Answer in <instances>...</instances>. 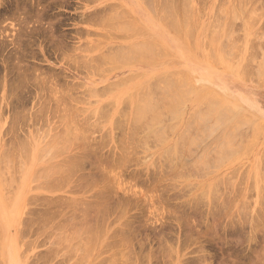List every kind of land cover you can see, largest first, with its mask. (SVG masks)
<instances>
[{
	"label": "rangeland",
	"instance_id": "374dc122",
	"mask_svg": "<svg viewBox=\"0 0 264 264\" xmlns=\"http://www.w3.org/2000/svg\"><path fill=\"white\" fill-rule=\"evenodd\" d=\"M0 15V264H264V0H0ZM12 61L80 101L13 117ZM71 150L75 178L49 177Z\"/></svg>",
	"mask_w": 264,
	"mask_h": 264
},
{
	"label": "bare ground",
	"instance_id": "6f19581e",
	"mask_svg": "<svg viewBox=\"0 0 264 264\" xmlns=\"http://www.w3.org/2000/svg\"><path fill=\"white\" fill-rule=\"evenodd\" d=\"M11 1H12V0H11ZM19 1H20V0H19ZM34 1H35V0H34ZM44 1H45V0H44ZM24 2H25V1H24ZM26 2H27V1H26ZM21 3H23V1H22ZM32 3H33V2H32ZM19 4H20V3H19ZM19 4H18V5H19ZM24 4H25V3H24ZM34 4H35V3H34ZM15 5H16V4H15ZM20 5H21V4H20ZM26 5H27V4H26ZM151 5H152V4H151ZM5 6H6V5H5ZM29 6H30V4H29ZM49 6H50V5H49ZM113 6H114V5H113ZM14 7H15V6H14ZM10 8H11V7H10ZM16 8H17V6H16ZM18 8H19V7H18ZM24 8H26V7L24 6V7H23V10H24ZM32 8H34V7H32ZM111 8H112V7H111ZM20 9H21V8H20ZM26 9H27V8H26ZM29 9H30V8H29ZM47 9H48V8H47ZM52 9H53V8H52ZM4 10H5V9H4ZM17 10H19V9H17ZM27 10H28V9H27ZM43 10H44V9H43ZM45 10H46V9H45ZM96 10H97V9H96ZM105 10H106V9H105ZM5 11H6V10H5ZM12 11H15V10H12ZM30 11H31V10H30ZM30 11H29V12H30ZM34 11H35V10H34ZM40 11H41V10H40ZM25 12H26V10H25ZM38 12H39V11H38ZM47 12H48V11H47ZM96 12H97V11H96ZM96 12H95V13H96ZM99 12H100V11H99ZM159 12H160V11H159ZM165 12H166V11H165ZM3 13H4V12H3ZM3 13L1 12V14H3ZM10 13H11V11H10ZM17 13H18V12H16L15 15H17ZM20 13H22V12L20 11ZM40 13H41V12H40ZM5 14H6V13H5ZM8 14H9V13H8ZM11 14H12V13H11ZM11 14H10V15H11ZM26 14H27V13H26ZM30 14L32 15V13H30ZM44 14H45V13H44ZM107 14H108V13H107ZM117 14H118V13H117ZM123 14H124V12H123ZM182 14H183V13H182ZM13 15H14V13H13ZM15 15H14V16H15ZM18 15H19V14H18ZM18 15H17V16H18ZM21 15H22V14H21ZM28 15H29V13H28ZM33 15L36 16L37 14H36V15L33 14ZM39 15H40V14H39ZM51 15H52V14H51ZM59 15H60V14H59ZM59 15H58V16H59ZM96 15H98V14H96ZM110 15H111V14H110ZM131 15H132V14H131ZM162 15H163V14H162ZM0 16H1V15H0ZM6 16H8V15L6 14ZM17 16H16V17H17ZM41 16H42V14H41ZM41 16H39V18H41ZM45 16H49V14H48V15H45ZM103 16H104V15H103ZM113 16H114V15H113ZM113 16H112V17H113ZM116 16H118V15H116ZM122 16H123V15H122ZM253 16H254V15H253ZM24 17H25V14H24ZM24 17H23V20H24V23H25L26 20H27V17H25V18H24ZM43 17H44V16H43ZM110 17H111V16H110ZM112 17H111V18H112ZM119 17H120V16H119ZM119 17H118V18H119ZM167 17H169V16H167ZM229 17H230V16H229ZM233 17H234V16H233ZM12 18H13V17H12ZM17 18H18V17H17ZM36 18H38V16H36ZM45 18H46V17H45ZM57 18H58V17H57ZM57 18H56V19H57ZM92 18H93V17H92ZM92 18H91V20H92ZM111 18H110V19H111ZM118 18H117V19H118ZM133 18H134V17H133ZM15 19H16V18H15ZM18 19H19V18H18ZM47 19H48V17H47ZM115 19H116V17L114 16V20H115ZM5 20H6V18H5ZM16 20H17V19H16ZM20 20H21V19H20ZM29 20H30V19H29ZM29 20H27L26 23H28ZM40 20H42V19H40ZM40 20H39V21H40ZM101 20H102V19H101ZM101 20H100V21H101ZM103 20H104V19H103ZM249 20H250V19H249ZM10 21H12V20H10ZM48 21H49V19H48ZM97 21H98V20H97ZM181 21H183V20H181ZM227 21H229V20H227ZM22 22H23V21H22ZM22 22H19V23H22ZM33 22H34V21H33ZM46 22H47V21H46ZM52 22H53V21H52ZM164 22H165V21H164ZM251 22H252V21H251ZM26 23H25V24H26ZM42 23H43V22H42ZM47 23H48V22H47ZM106 23H107V22H106ZM35 24H36V23H35ZM53 24H54V23H53ZM107 24H108V26H110V23H109V22H108ZM115 24H116V23H115ZM130 24H131V23H130ZM132 24H134V22H132ZM132 24H131V25H132ZM14 25H15V24H14ZM27 25H28V24H27ZM33 25H34V24H33ZM104 25H105V24H104ZM113 25H114V24H113ZM117 25H118V24H117ZM117 25H115V26H117ZM248 25H249V24H248ZM35 26H36V25H35ZM52 26H53V25H51V27H52ZM55 26H56V25H55ZM115 26H113V27H115ZM138 26H139V25H138ZM166 26H167V25H166ZM13 27H14V26H13ZM29 27H30V26H29ZM31 27H32V26H31ZM41 27H42V26H41ZM43 27H44V26H43ZM45 27H46V26H45ZM51 27H50V28H51ZM111 27H112V26H111ZM217 27H218V26H217ZM226 27H227V26H226ZM17 28H18V27H17ZM32 28H33V27H32ZM56 28H57V27H56ZM174 28H175V27H174ZM215 28H216V27H215ZM28 29H29V28H28ZM36 29H37V28H36ZM36 29H33V30H36ZM39 29H40V28H39ZM53 29H54V28H53ZM139 29H141V28H139ZM188 29H189V27H188ZM188 29H187V30H188ZM33 30H32V31H33ZM37 30H38V29H37ZM37 30H36V31H37ZM41 30H42V28H41ZM54 30H55V29H54ZM175 30H176V29H175ZM187 30H186V32H187ZM216 30H217V29H216ZM29 31H30V30H29ZM139 31H140V30H139ZM223 31H224V29H223ZM191 32H192V31H191ZM214 32H215V31H214ZM30 33H31V32H30ZM35 33H36V32H35ZM50 33L53 35V34H54V31H53V33H52V31H51ZM144 33H145V32H144ZM230 33H231V32H230ZM33 34H34V33H33ZM45 34H46V33H45ZM45 34H44V35H45ZM58 34H59V33H58ZM142 34H143V33H142ZM190 34H191V33H190ZM16 35H18V34L16 33ZM188 35H189V34H188ZM212 35H213V34H212ZM13 36H14V35H13ZM27 36H28V35H27ZM46 36H47V34H46ZM216 36H217V35H216ZM5 37H6V36H4V38H5ZM30 37H31V36H30ZM189 37H190V36H189ZM4 38H3V39H4ZM213 38H214V37H213ZM221 38H223V37H221ZM61 39H62V38H61ZM132 39H133V38H132ZM189 39H192V38H189ZM15 40H16V38H15ZM22 40H23V39H22ZM52 41H53V40H52ZM55 41H56V40H55ZM55 41H54V42H55ZM57 41H58V40H57ZM66 41H67V40H66ZM0 42H1V41H0ZM23 42H24V41H23ZM60 42H61V41H60ZM64 42H65V41H64ZM142 42H143V41H142ZM153 42H154V41H153ZM153 42H152V43H153ZM20 43H21V42H20ZM55 43H56V42H55ZM82 43H83V42H82ZM139 43H140V42H139ZM139 43H138V44H139ZM152 43L145 44L146 46L149 45L148 47H145L148 51H153V50H155V49H153V48H154V46L157 45V44L155 43V45L153 46V45H151ZM1 44H2V43H1ZM36 44H37V43H36ZM69 44H70V43H69ZM134 44H135V43H134ZM153 44H154V43H153ZM56 45H57V43H56ZM58 45H59V44H58ZM65 45H66V44H65ZM65 45H63V46H65ZM142 45H143V46L141 47V45L139 46V45L136 44V47H138V46L140 47V48H138L139 51H138V49L136 50V49H134V48L132 47V49H130V50L132 51V55H133V53H134L135 51H137V52H136L137 54L140 53L139 55L143 56V55H142L143 53H142V51H140V49L142 48V50H144V51H145L146 49L143 48L145 45H144V44H142ZM66 46H67V45H66ZM121 46H122V45H121ZM130 46H133V45H130ZM150 46H151V48H152V47H153V48L151 49ZM17 47H18V46H17ZM22 47H23V46H22ZM107 47H108V46H107ZM128 47H129V46H128ZM0 48H2V47H0ZM66 48H67V47H66ZM112 48H113V47H112ZM118 48H119V47H118ZM122 48H124V46H122ZM126 48H127V46L125 47V49H126ZM157 48H158V47H157ZM220 48H222L221 50H223V47L220 46ZM52 49H53V48H52ZM67 49H68V48H67ZM83 49H84V48H83ZM159 49H160V48H159ZM12 50H13V49H12ZM19 50H20V49H19ZM24 50H25V49H24ZM26 50H27V49H26ZM54 50H55V48H54ZM59 50H60V49H59ZM62 50H63V49H62ZM115 50H116V49H115ZM118 50H119V49H118ZM147 50H146V51H147ZM210 50H211V49H210ZM0 51H1V50H0ZM7 51H8V50H7ZM9 51H10V50H9ZM9 51H8V52H9ZM33 51H34V50H33ZM35 51H36V50H35ZM72 51H73V49H72ZM124 51H125V50H124ZM131 51H130V52H131ZM133 51H134V52H133ZM21 52H24V51H21ZM25 52H26V51H25ZM54 52H55V51H54ZM113 52H114V51H113ZM125 52H126V51H125ZM128 52H129V49H128ZM210 52H211V51H210ZM215 52H216V51H215ZM119 53H120V52H119ZM136 53H135V55H136ZM141 53H142V54H141ZM147 53H148V52H147ZM152 53H154V52H152ZM156 53H157V52H156ZM158 53H159V52H158ZM0 54H1V52H0ZM5 54H6V53H5ZM12 54H13V53H12ZM12 54H11V55H12ZM15 54H16V53H15ZM15 54H14V55H15ZM20 54H21V53H20ZM39 54H40V53H39ZM117 54H118V53H117ZM127 54H128V53H127ZM8 55H9V54H8ZM24 55H26V57H27V54L24 53ZM78 55H79V54H77V56H78ZM125 55H126V53H125ZM139 55H136L137 58H138V57L140 58ZM152 55H153V54H152ZM4 56H5V55H4ZM34 56H35V55H34ZM37 56H39V55H37ZM40 56H41V54H40ZM77 56H76V58H77ZM81 56H82V55H81ZM113 56H114V55H113ZM130 56H131V55H130ZM13 57H14V56H13ZM26 57H24V56H23V53H22L21 57H18V56H17L18 60H17L15 57H14V58L17 60V62H19L21 59H23V58L25 59ZM93 57H94V56H93ZM8 58H9V60H10V57H8ZM20 58H21V59H20ZM79 58H80V57H79ZM12 59H13V58H12V56H11V60H12ZM19 59H20V60H19ZM81 59H82V58H81ZM92 59H93V58H92ZM95 59H97V58H95ZM95 59H94V60H95ZM121 59H122V58H121ZM126 59H127V58H126ZM131 59H132V58H131ZM83 60H84V59H83ZM117 60H118V58H117ZM21 61H23V60H21ZM69 61H70V60H69ZM78 61H79V60H78ZM98 61H99V60H98ZM98 61H97V62H98ZM154 61H155V59H154ZM10 62H11V61H10ZM17 62H16V63H17ZM26 62H27V61H26ZM26 62H25V64H26ZM32 62H33V60H32ZM86 62H87V60H86ZM88 62H89V61H88ZM90 62H91V60H90ZM93 62H94V61H93ZM3 63H5V62H3ZM12 63H13V61H12ZM20 63H21V62H20ZM27 63H28V62H27ZM13 64H14V65H13L12 68H15V67H16V69H14V70H16V71L18 70V71H17V73H13V74H11L12 76L14 75V77H12L13 79L11 80V81H12V82H11L12 84H10V86H11V87H10L11 90H14V92L16 93V90H15L16 87H21V86L26 87V85H27V84L29 85V83L32 81V82L30 83V87H31V84L34 83V85H32V88H33V86H34V88H33V89H34V91H33L34 94H33L32 96H30V95L26 96L25 92H24L25 96L20 95V94H21L20 92H21V90H22L21 88H20V90L17 88L18 91H19V93H20V94H19L20 96H19V95H16V94H18V91H17L16 94H15L14 92L12 93L14 97H13L12 94H10V92H9L10 96H12V98H14L13 100L16 101L17 106H18V104H19L18 107H20V106H21L22 104H24V103L27 104V102H30L31 100H32L33 103L35 102L36 104H39V105L42 104V106H43L44 102H46V103L48 102L49 104H47V105L50 106V103H51L50 101H52L51 104H53V106H55L54 108H56L60 103L63 104V103H66V102H75V101L78 102V101H80V99H78V97H77V94H76L75 97L72 96V95L75 93L74 91H73V92H74L73 94H70V93H71V92L69 91L70 89H69V90H68V89H65L66 92H64V94H65V95H64L63 93L60 94V92H62V91H61V88H62V87H60V92H59V89H58L57 87H55V86L53 87V86H52L54 83H55L54 85L57 84L56 82L58 81V76H59V73H60L59 70H58V72H59V73H58V76L56 75V73H57V72H56V73H55L56 77H54V75H53V77H52L51 75L48 76V77H46V76L41 75L42 72H40V73L38 72V67H34V66H36V65L33 66V63H32V68L34 67L35 70L32 69V70H33L32 72H30V70H29V68H30V64L27 65V67H25L24 69H21V67L19 66V65H22V64H19V63H17L16 65H15V63H13ZM23 64H24V62H23ZM89 64H90V63H89ZM121 64H122V63H121ZM0 65H1V64H0ZM37 65H38V64H37ZM42 65H43V64H42ZM87 65H88V64H87ZM92 65H94V64H92ZM114 65H115V64H114ZM116 65H117V64H116ZM5 66H6V63H5ZM7 66H8V65H7ZM22 66H23V65H22ZM39 66H40V65H39ZM81 66H82V65H81ZM89 66H91V65H89ZM112 66H113V65H112ZM1 67H2V66H1ZM44 67H45V66H44ZM47 67H48V65H47ZM5 68H6V67H5ZM22 68H23V67H22ZM52 68H53V67H52ZM85 68H86V66H85ZM91 68H92V67H91ZM8 69H9V68H7V70H8ZM39 69H40V68H39ZM48 69H49V68H48ZM81 69H82V68H81ZM36 70H37V71H36ZM54 70H55V69H54ZM89 70H90V69H89ZM124 70H125V69H124ZM260 70H261V68H260ZM16 71H15V72H16ZM52 71H53V70H52ZM52 71H51V72H52ZM79 71H80V69H79ZM87 71H88V70H87ZM90 71H91V70H90ZM34 72H37V73L35 74ZM260 72H261V71H260ZM11 73H12V72H11ZM45 73H46V71H45ZM53 73H54V72H53ZM88 73H89V72H88ZM5 74H7V73H5ZM9 74H10V72L8 71V74H7V75H9ZM43 74H44V72H43ZM47 74H48V73H47ZM164 74L166 75V73H164ZM169 74H170V73H169ZM0 75H1V74H0ZM90 75H91V74H90ZM130 76H131V75H130ZM166 76H167V75H166ZM9 77H10V76H9ZM61 77H62V76H61ZM63 77H65V76H63ZM63 77H62V80L65 79V78H63ZM119 78H121V77H119ZM123 78H124V77H123ZM134 78H135V77H134ZM30 79H31V80H30ZM161 79H163V78H161ZM119 80H120V79H119ZM119 80H118V81H119ZM126 80H127V79H126ZM164 80H165V79H164ZM29 81H30V82H29ZM33 81H34V82H33ZM118 81H116V82H118ZM120 81H121V80H120ZM28 82H29V83H28ZM62 82H63V81H62ZM51 83H52V85H49V84H51ZM65 83H66V82H65ZM65 83H64V84H65ZM110 83H111V82H110ZM110 83H109V84H110ZM112 83H113V82H112ZM119 83H120V82H118L117 85H118ZM148 83H149V82H148ZM169 83H170V82H169ZM189 83H190V82H189ZM14 84L16 85V87L14 86ZM58 84H59V83H58ZM64 84H63V85H64ZM81 84H82V82H81ZM81 84H80V85H81ZM107 84H108V83H107ZM149 84H150V83H149ZM162 84H163V83H162ZM164 84H165L166 86L168 85V84H166V83H164ZM190 84H191V83H190ZM66 85H67V84H66ZM68 85H69V84H68ZM72 85H74V84H72ZM75 85H76V84H75ZM104 85H106V84H104ZM104 85H103V86H104ZM110 85H111V84H110ZM119 85H120V84H119ZM142 85H143V84H142ZM152 85H153V84H152ZM159 85H160V84H159ZM172 85H173V84H171V85H169V86H172ZM46 86H48V88H47L48 90L51 88L50 92H48V90L46 89ZM60 86H61V85H60ZM113 86H114V85H113ZM163 86H164V85H163ZM169 86H168V87H169ZM189 86H190V85H189ZM189 86H188V87H189ZM13 87H14V89H12ZM23 87H22V88H23ZM27 87H28V86H27ZM49 87H50V88H49ZM70 87H71V86H70ZM70 87H69V88H70ZM105 87H106V86H105ZM140 87H141V86H140ZM158 87H159V86H158ZM176 87H177V86H176ZM52 88H53V91H52ZM64 88H65V86H64ZM76 88H77V87H76ZM85 88H86V87H85ZM100 88L102 89V87H100ZM7 89H8V88H7ZM25 89H26V88H25ZM33 89H32V90H33ZM45 89H46V92L43 91V93H42V90H45ZM72 89H74V88L72 87ZM86 89H87V88H86ZM89 89H90V88H89ZM98 89H99V88H98ZM106 89H108V88H106ZM155 89H156V88H155ZM166 89H168V88H166ZM27 90H28V88H27ZM27 90H24V91H26V93H27V92H28ZM62 90H63V89H62ZM65 90H63V91H65ZM92 90H93V89H92ZM144 90H145V89H144ZM171 90H172V89H171ZM184 90H185V89H184ZM67 91H69V93H68ZM96 91H97V89H96ZM104 91H106V90H104ZM108 91H109V90H108ZM108 91H107V92H108ZM22 92H23V91H22ZM30 92H32V91H30ZM47 92H48V94H47ZM84 92H85V90H84ZM88 92H89V90H88ZM88 92H87V93H88ZM90 92H91V89H90ZM188 92H189V91H188ZM28 93H29V92H28ZM28 93H27V94H28ZM44 93H45L46 95H48V96L45 97V96H44ZM57 93H58V95H57ZM144 93H145V92H144ZM185 93H186V92H185ZM66 94H67V95H66ZM84 94H85V93H84ZM84 94H83V95H84ZM99 94H100V93H99ZM152 94H154V93H152ZM169 94H170V93H169ZM186 94H187V93H186ZM86 95H87V94H86ZM88 95H89V94H88ZM94 95H95V94H94ZM158 95H159V94H158ZM162 95H163V94H162ZM162 95H160V96H162ZM175 95H176V94H175ZM65 96H66V97H65ZM43 97H44V98H43ZM79 97H80V96H79ZM152 97H153V96H152ZM163 97H164V96H163ZM163 97H162V98H163ZM166 97H168V96H166ZM177 97H178V96H177ZM42 98L45 99L44 102H42V101H43ZM131 98H132V97H131ZM168 98H170V97H168ZM9 99H11V97H10ZM174 99H175V98H174ZM41 100H42V101H41ZM169 100H170V99H169ZM208 100H209V99H208ZM6 101H7V100H6ZM149 101H150V99H149ZM154 101H155V100H154ZM154 101H152V102L154 103ZM209 101H211V100H209ZM13 102H14V101L11 100L10 103L12 104ZM39 102H40V103H39ZM41 102H42V103H41ZM95 102H96V101H95ZM145 102H146V101H145ZM147 102H148V101H147ZM156 102H157V101H156ZM7 103H8V101H7ZM10 103H9V104H10ZM139 103H140V102H139ZM148 103H150V102H148ZM176 103L178 104V102H176ZM26 104L22 105V108L20 107V108H21L20 111H18L19 109H18L17 111H15V114H13V117H15V118H18V117H19V118H20V115H22V117H24V116L27 117V116L24 115V114H26V112H27L28 110H26V112H25V111H22V110H23V106L25 107ZM67 104H69V103H67ZM137 104H138V103H137ZM146 104H147V103H146ZM155 104H156V103H155ZM207 104H208V103H207ZM13 105H14V103L12 104V106H13ZM29 105H30V104H29ZM39 105H38V106H39ZM144 105H145V104H144ZM144 105H143V106H144ZM153 105H154V104H153ZM165 105H166V104H165ZM168 105H169V104H168ZM208 105H209V104H208ZM17 106H16V107H17ZM40 106H41V105H40ZM45 106H46V104H45ZM45 106H43V107H45ZM49 106H46V107L48 108ZM53 106H50V107L52 108ZM141 106H142V103H141ZM143 106H142V107H143ZM148 106H149V104H148ZM209 106H210V105H209ZM10 107H11V106H10ZM13 107H15V105H14ZM13 107H12V109H14ZM16 107H15V109H16ZM43 107H42V108H43ZM46 107H45V108H46ZM146 107H147V106H146ZM150 107L152 108V106H150ZM150 107H149L148 109H150ZM158 107H160V106H158ZM164 107H166V106H164ZM172 107H173V106H172ZM213 107H214V106H213ZM45 108H43V109H45ZM47 108H46L45 110H49V109H47ZM153 108H154V107H153ZM160 108H161V107H160ZM207 108H208V107H207ZM43 109H42V110H43ZM52 109H53V108H52ZM137 109H138V108H137ZM141 109L143 110V108H141ZM148 109H147V110H148ZM210 109H211V108H210ZM213 109H214V108H213ZM150 110H152V109H150ZM150 110H149V111H150ZM161 110H162V109H161ZM198 110H199V109H198ZM205 110H206V109H205ZM219 110H220V109L218 108V113H219V112L221 113V111H219ZM134 111H135V110H134ZM165 111H166V110H165ZM199 111H200V110H199ZM202 111H203V110H202ZM202 111H200V112H202ZM211 111H212V110H211ZM13 112H14V111H13ZM39 112H40V113L42 112L41 109H40ZM49 112H50V111H49ZM136 112H138V110H137ZM145 112H146V111H145ZM163 112H164V111H163ZM192 112H193V111H192ZM192 112H191V113H192ZM197 112H198V111H197ZM44 113H46V111L43 112V114H44ZM138 113H139V112H138ZM158 113H159V112H158ZM195 113H196V111H195ZM27 114H28V112H27ZM32 114H33V113H29V117H30V116H31V117H32V116H35L36 113H35L34 115H32ZM38 114H39V113H38ZM134 114H135V115H138V116L141 115L140 113H139V114H136L135 112H134ZM156 114H157V113H156ZM161 114H162V113H160V115H161ZM198 114H199V113H198ZM198 114H197V115H198ZM223 114H224V113H223ZM223 114L221 113V115H223ZM14 115H15V116H14ZM39 115H40V114H39ZM131 115H132V113H131ZM153 115H154V114H152V119H153ZM197 115H196V116H197ZM202 115H203V114H202ZM207 115H208V114H207ZM36 116H37V114H36ZM40 116H41V115H40ZM43 116H44V115H43ZM67 116L71 117L70 115H67ZM192 116H193V115H192ZM209 116H210V115H209ZM236 116H237V115H236ZM37 117H39V116H37ZM134 117H136V116H133V118H134ZM147 117H148V116H147ZM154 117H159V116H154ZM165 117H166V116H165ZM205 117H206V116H205ZM234 117H235V116H234ZM15 118H14V119H15ZM32 118H33V117H32ZM125 118H126V117H125ZM133 118H132V120H134ZM140 118H141V116H140ZM169 118H170V116H169ZM194 118H195V117H194ZM194 118H193V119H194ZM207 118H208V117H207ZM210 118H211V117H210ZM214 118H216V115H215ZM116 120H117V119H116ZM135 120H137V118H135ZM135 120H134V122H135ZM140 120H141V119H140ZM145 120H146V119H145ZM147 120H148V119H147ZM153 120H154V119H153ZM165 120H166V119H165ZM190 120H191V119H190ZM217 120H218V119H217ZM117 121H118V120H117ZM142 121H143V120H142ZM158 121H159V120H158ZM187 121H188V120H187ZM193 121H194V120H193ZM215 121H216V120H214V122H215ZM130 122H132V121L130 120ZM148 122H149V121H148ZM150 122L152 123V122H154V121L151 120ZM188 122H190V121H188ZM121 123H122V122H121ZM135 123H136V122H135ZM140 123H141V122H140ZM203 123H204V122H203ZM203 123H202V124H203ZM257 123H258V122H257ZM117 124H119V123L117 122ZM147 124H148V123H147ZM149 125H150V124H149ZM154 125H156V124H154ZM168 125H169V124H168ZM168 125H167V126H168ZM185 125H186V124H185ZM194 125H195V124H194ZM123 126H124V125H123ZM162 126H163V124H162ZM235 126H236V125H235ZM259 126H260V123H259ZM259 126H258V129H259ZM117 127H118V126H117ZM119 127H120V126H119ZM164 127H165V126H164ZM133 128H134V127H133ZM141 128H142V127H141ZM145 128H146V127H145ZM162 128H163V127H162ZM121 129H122V128H121ZM130 129H131V128H130ZM143 129H144V128H143ZM165 129H166V128H165ZM169 129H170V128H169ZM159 130H160V129H159ZM187 130H188V129H187ZM128 131H129V130H128ZM132 131H133V130H132ZM139 131H140V130H139ZM167 131H168V130H167ZM7 132H8V131H7ZM153 132H154V131H153ZM160 132H161V131H160ZM184 132H185V131H184ZM218 132H219V131H218ZM124 133H125V132H124ZM139 133H140V132H139ZM156 133H157V132H156ZM164 133H165V132H164ZM210 133H211V131H210ZM210 133H209V134H210ZM6 134H7V133H6ZM13 134H14V133H13ZM134 134H135V133H134ZM136 134H137V133H136ZM205 134H206V133H205ZM209 134H208V135H209ZM218 134H219V133H218ZM160 135H161V134H160ZM181 135H184V133L181 134ZM202 135H203V134H202ZM124 136H125V135H124ZM151 136H153V133H152ZM217 136H218V135H217ZM127 137H128V136H127ZM127 137H126V138H127ZM156 137H157V136H156ZM189 137H190V136H189ZM193 137H194V136H193ZM193 137H192V138H193ZM200 137H201V136H200ZM204 137H205V136H204ZM109 138H110V137H109ZM145 138H146V137H145ZM159 138H160V137H159ZM194 138H195V137H194ZM194 138H193V139H194ZM63 139H64V138H63ZM66 139H68V138L66 137ZM85 139H86V138H85ZM139 139H140V138H139ZM141 139H142V138H141ZM146 139H147V138H146ZM181 139H182V138H181ZM181 139H180V140H181ZM187 139H188V137H187ZM72 140H73V139H72ZM99 140H100V139H99ZM125 140H126V139H125ZM162 140H163V139H162ZM197 140H198V139H197ZM200 140H201V139H200ZM66 141L68 142V140H66ZM93 141H94V140H93ZM105 141H106V140H105ZM144 141H145V140H144ZM185 141H186V139H185ZM185 141H183V142H185ZM55 142H56V141H55ZM161 142H162V141H161ZM68 143H69V142H68ZM102 143H103V142H102ZM126 143H127V142H126ZM61 144H62V143H61ZM65 144H66V143H65ZM70 144H71V143H70ZM103 144H104V143H103ZM12 145H13V144H12ZM68 145H69V144H68ZM100 145H101V144H100ZM185 145H186V144H185ZM189 145H190V144H189ZM69 146H70V145H69ZM88 146H90V145H88ZM92 146H93V145H92ZM123 146H124V145H123ZM66 147H67V146H66ZM70 147H71V146H70ZM86 147H87V146H86ZM185 147H186V146H185ZM224 147H225V146H224ZM77 148H78V147H77ZM82 148H83V146H82ZM84 148H85V147H84ZM96 148H97V147H96ZM174 148H175V147H174ZM183 148H184V147H183ZM10 149H11V148H10ZM67 149H68V148H67ZM72 149H73V148H72ZM89 149H90V151H91V146H90ZM85 150H86V148H85ZM85 150H84V151H85ZM110 150H111V149H110ZM167 150H168V148H167ZM54 151H55V150H54ZM78 151H79V150H78ZM78 151H77L76 153L74 152V154H73L72 150H71V151H68V153H67V151H66L67 154H65V155H64V156L58 161L59 163H61V162H62L63 164L65 163V164L67 165L66 168H61V166H64L63 164H61L60 166H58V164H57V165L54 164L53 168H52V167L49 168L48 171H50V172H49V173L47 172L48 174H50V176H49V175H47V176L53 178V177H52V174L55 175V173H59V175H60V172H63L59 177H57L58 174H57V176L55 175V177H56V178H59V180H61V181H62V180H67V182L69 183L70 181H68V177L71 176V175L73 174V172H75V171L78 170V169L75 170V168H76L75 166H74V167H75L74 169L71 168L72 166L69 167V168H70V169H69L68 166H70V164H71V165H72V164L76 165L77 160H78V158H77V160H76V157H77ZM81 151H82V150H81ZM169 151H170V150H169ZM169 151H168V152H169ZM171 151H172V150H171ZM176 151H177V150H176ZM178 151H179V150H178ZM178 151H177V152H178ZM7 152H8V151H7ZM9 152H10V151H9ZM52 152H53V151H52ZM85 152L91 153V152H89L88 148H87V150H86ZM121 152H122V151H121ZM20 153H21V152H20ZM94 153H95V152H94ZM117 153H118V152H117ZM166 153H167V152H166ZM174 153H175V151H174ZM7 154H8V153H7ZM7 154H5V155H7ZM13 154H14V153H13ZM95 154H96V153H95ZM112 154H113V153H112ZM0 155H2V154H0ZM5 155H4V157H5ZM9 155H10V154H9ZM84 155H85V154H84ZM88 155H89V154H88ZM98 155H99V154H98ZM167 155H169V153H167ZM179 155H180V154H179ZM12 156H13V155H12ZM18 156H19V155H18ZM79 156H80V153H79ZM79 156H78V157H79ZM90 156H91V155H90ZM92 156H93V155H92ZM4 157H2V158H4ZM80 157H81V156H80ZM84 157H85V156H84ZM86 157H87V156H86ZM105 157H106V156H105ZM166 157H167V156H166ZM2 158H0L1 161H2ZM94 158H96V157H94ZM120 158H121V157H120ZM4 159H5V158H4ZM19 159H20V158H19ZM83 159H84V158H83ZM102 159H103V158H102ZM165 159H166V158H165ZM168 159H169V158H168ZM176 159H177V158H176ZM7 160H8V159H7ZM21 160H22V159H21ZM104 160H105V159H104ZM122 160H123V159H122ZM5 161H6V160H5ZM74 161H75V162H74ZM101 161H103V160H101ZM2 162H3V161H2ZM7 162H8V161H7ZM82 162H84V161H82ZM105 162H106V161H105ZM102 163H103V162H102ZM111 163H112V162H111ZM164 163H165V162H164ZM5 164H6V163H5ZM100 165H101V163H100ZM13 166H14V165H13ZM13 166H12V167H13ZM113 167H114V166H113ZM0 168H1V167H0ZM2 169H3V168H2ZM11 169H12V168H11ZM62 169H64V170H62ZM67 169H68V170H67ZM98 169H99V168H98ZM104 169H105V168H104ZM60 170H61V171H60ZM72 170H75V171H72ZM2 171H3V170H2ZM59 171H60V172H59ZM96 171H97V170H96ZM75 173H76V172H75ZM75 173H74L72 176H74ZM77 173H78V172H77ZM89 173H90V172H89ZM89 173H88V174H89ZM95 173H96V172H95ZM110 173H111V172H110ZM113 173H114V172H113ZM118 173H119V172H118ZM65 174H66L67 176H66ZM119 174H120V173H119ZM54 175H53V176H54ZM64 175H65V176H64ZM89 175H90V174H89ZM89 175H87V176H89ZM79 176H81V175H79ZM60 177H63V179H61ZM64 177H65V178H64ZM76 177H78V176H76ZM95 177H96V176H95ZM104 177H105V176H104ZM109 177H110V176H109ZM111 177H112V176H111ZM44 178H45V177H44ZM51 178H50V179H51ZM74 178H75V176H74ZM47 179L49 180V178H47ZM77 179H78V178H77ZM109 179H110V178H109ZM112 179H113V178H112ZM43 180H44V179H43ZM57 180H58V179H57ZM69 180H70V177H69ZM79 180H80V178H79ZM89 180H90V179H89ZM74 181H75V180H74ZM74 181H72V182H74ZM80 181H81V180H80ZM80 181H79V183H80ZM54 182H55V181H54ZM58 182H59V181H58ZM63 182H64V181H63ZM63 182H62V183H63ZM65 182H66V181H65ZM76 182H77V181H76ZM52 183H53V182H52ZM59 183H60V182H59ZM68 183H67V184H68ZM77 183H78V182H77ZM79 183H78V184H79ZM81 183H82V182H81ZM69 184H70V183H69ZM82 184H83V183H82ZM88 184H89V183H88ZM39 185H40V184H39ZM73 185H74V184H73ZM73 185H71V186H73ZM76 185H77V184H76ZM79 185H80V184H79ZM71 186H70V187H71ZM91 186H92V185H91ZM50 187H51V186H50ZM52 187H53V186H52ZM38 188H39V187H38ZM53 188H54V187H53ZM58 188H59V187H58ZM71 188H72V187H71ZM86 188H87V187H86ZM98 188H99V187H98ZM72 189H73V188H72ZM79 189H80V188H79ZM83 189H84V188H83ZM88 189H89V188H88ZM59 190H60V189H59ZM68 190H69V189H68ZM68 190H67V191H68ZM86 190H87V189H86ZM101 190H102V189H101ZM70 191H71V190H70ZM73 191H75V190H73ZM96 191H97V189H96ZM75 192H76V191H75ZM78 192H79V191H78ZM80 192H81V191H80ZM82 192H83V190H82ZM104 192H105V191H104ZM99 194H100V193H99ZM28 195H29V194H28ZM77 195H78V193H77ZM66 196H67V195H66ZM83 196H84V195H83ZM38 197H39V196H38ZM96 197H97V196H96ZM71 198H72V197H71ZM83 198H84V197H83ZM93 198H95V197H93ZM29 199H30V198H29ZM76 199H77V198H75V199H73V198H72V199H67V201L70 200V203H71V204H72V203H77L78 200L76 201ZM79 199H80V198H79ZM95 199H96V198H95ZM97 199H98V198H97ZM50 200H51V199H50ZM65 200H66V199H65ZM81 200H82V199H81ZM89 200H90V199H89ZM101 200H102V199H101ZM106 200H107V199H106ZM26 201H28V200H26ZM34 201H36V200H34ZM43 201H44V200H43ZM67 201H66V203H67ZM83 201H84V200H83ZM32 202H33V201H32ZM51 202H52V201H51ZM55 202H56V201H55ZM55 202H54V203H55ZM99 202H100V201H99ZM107 202H108V201H106V203H107ZM121 202H123V201H121ZM81 203H82V202H81ZM83 203H84V202H83ZM87 203H88V201H87ZM44 204H45V203H44ZM85 204H86V203H84V206H85ZM93 204H95V203H93ZM121 204H122V203H121ZM121 204H120V205H121ZM46 205H47V204H46ZM53 205H54V204H53ZM68 205H69V204H68ZM79 205H80V203H79ZM96 205H97V204H96ZM109 205H110V204H109ZM114 205H115V204H114ZM123 205H125V204H123ZM44 206H45V205H44ZM84 206H83V207H84ZM99 206H100V205H99ZM110 206H111V205H110ZM121 206H122V205H121ZM69 207H70V206H69ZM83 207H82V205H81L82 211L85 209V208H83ZM103 207H104V206H103ZM103 207H102V208H103ZM77 208H78V207H77ZM87 208H88V207H87ZM102 208H101V209H102ZM116 208H117V207H116ZM45 209H46V208H45ZM52 209H53V208H52ZM58 209H59V208H58ZM71 209H72V207H71ZM79 209H80V208H79ZM101 209H100V210H101ZM103 209H104V208H103ZM74 210H76V209H74ZM90 210H91V209H90ZM107 210H108V207H107ZM120 210H121V209H120ZM54 211H55V210H54ZM54 211H53V212H54ZM85 211H86V210H85ZM85 211H84V212H85ZM97 211H98V210H97ZM97 211H96V212H97ZM118 211H119V209H118ZM126 211H127V210H126ZM32 212H33V210H32ZM41 212H42V211H41ZM44 212H45V211H44ZM120 212H122V211H120ZM35 213L38 214V212H35ZM35 213H34V214H35ZM76 213H77V212H76ZM76 213H75V214H76ZM93 213H94V212H93ZM39 214H40V213H39ZM55 214H57V213H55ZM72 214H73V212H72ZM85 214H86V213H85ZM100 215H101V214H100ZM103 215H104V214H103ZM48 216H49V215H48ZM55 216H56V215H55ZM55 216H54V218H55ZM70 216H71V215H70ZM75 216H77V215H75ZM82 216H83V215H82ZM85 216H86V215H85ZM31 217H32V216H31ZM34 217H36V215H35ZM34 217H33V218H34ZM41 217H42V216H41ZM66 217H67V216H66ZM86 217H87V216H86ZM97 217H98V216H97ZM87 218H88V217H87ZM87 218H86V220H88ZM99 218H100V216H99ZM38 219H39V216H38ZM49 219H50V218H49ZM68 219H69V218H68ZM70 219L72 220L71 217H70ZM70 219H69V220H70ZM73 219H74V218H73ZM93 219H94V218H93ZM34 220H35V219H34ZM58 220H59V218H58ZM60 220H62V219H60ZM69 220H68V221H69ZM75 220H76V219H75ZM80 220H81V219H80ZM86 220H85V221H86ZM116 220H117V219H116ZM32 221H33V220H32ZM54 221H55V220H54ZM63 221H64V219H63ZM73 221H74V220H73ZM82 221H83V220H82ZM26 222H27V221H26ZM46 222H47V221H46ZM66 222H67V221H66ZM74 222L77 223L76 221H74ZM95 222H96V221H95ZM100 222H101V220H100ZM103 222H104V220H103ZM27 223H28V222H27ZM27 223H26V224H27ZM34 223H35V222H34ZM37 223H38V222H37ZM49 223H50V222H49ZM52 223H53V222H52ZM57 223H58V222H57ZM61 223H62V222H61ZM107 223H108V222H107ZM24 224H25V223H24ZM32 224H33V223H32ZM44 224H45V223H44ZM55 224H56V223H55ZM55 224H54V225H55ZM64 224H65V223H64ZM64 224H63V225H64ZM67 224H68V223H67ZM67 224H65V225L68 226ZM81 224H82V223H81ZM104 224H105V223H104ZM27 225H28V224H27ZM29 225H30V224H29ZM45 225H46V224H45ZM59 225H60V223H59ZM61 225H62V224H61ZM65 225H64V226H65ZM69 225H70V223H69ZM108 225H109V224H108ZM40 226H41V225H40ZM56 226H57V224H56ZM66 226H65V227H66ZM74 226H75V225H74ZM79 226H80V225H79ZM30 227H31V226H30ZM62 227H63V226H62ZM75 227H76V226H75ZM75 227H74V228H75ZM84 227H85V226H84ZM23 228H24V227H23ZM32 228H33V227H32ZM54 228H55V226H54ZM60 228H61V227H60ZM24 229H25V228H24ZM67 229H68V228H67ZM78 229H80V228H78ZM96 229H97V228H96ZM116 229H117V228H116ZM45 230H46V229H45ZM52 230H53V229H52ZM118 230H119V229H118ZM32 231H33V230H32ZM96 231H97V230H96ZM22 232H23V231H22ZM26 232H27V231H26ZM30 232H31V230H30ZM52 232H53V231H52ZM68 232H69V231H68ZM71 232H73V231H71ZM74 232H75V231H74ZM77 232H78V231H77ZM23 233H24V232H23ZM23 233H22V234H23ZM41 233H42V232H41ZM46 233H47V232H46ZM54 233H55V232H54ZM57 233H59V232H57ZM62 233H63V232H62ZM79 233H80V232H79ZM79 233H78V234H79ZM92 233H93V232H92ZM92 233H91V234H92ZM117 233H118V232H117ZM120 233H121V232H120ZM120 233H119V234H120ZM42 234H43V233H42ZM48 234H49V233H48ZM67 234H68V233H67ZM73 234H74V233H73ZM87 234H88V233H87ZM93 234H94V233H93ZM97 234H98V233H97ZM65 235H66V234H65ZM76 235H77V234H76ZM108 235H109V234H108ZM54 236L56 237V235H54ZM63 236H64V235H62V238L65 237V236H64V237H63ZM82 236H83V235H82ZM66 237H67V236H66ZM70 237H71V236H70ZM73 237H74V236H73ZM111 237H112V236H111ZM62 238H61V239H62ZM91 238H92V237H91ZM106 238H107V237H106ZM114 238H115V237H114ZM72 239H73V238H72ZM75 239H76V238H75ZM89 239H90V236H89ZM97 239H98V237H97ZM125 239H126V238H125ZM94 240H95V239H94ZM55 241H56V240H55ZM58 241H59V240H58ZM65 241H66V239H65ZM113 241H114V240H113ZM118 241H119V240H118ZM53 242H54V240H53ZM59 242H60V241H59ZM67 242H68V241H67ZM120 242H121V241H120ZM122 242H123V241H122ZM30 243H31V242H30ZM55 243H57V242H55ZM110 244H111V243H110ZM110 244H109V245H110ZM58 245H59V243H58ZM117 245H118V244H117ZM126 245H127V244H126ZM129 245H130V244H129ZM120 247H121V246H120ZM101 248H102V247H101ZM109 248H110V247H109ZM129 249H130V248H129ZM105 250H106V249H105ZM120 253H121V252H120ZM120 253H119V254H120ZM110 254H111V253H110ZM121 254H122V253H121ZM120 256H121V255H120ZM108 257H110V256H108ZM112 257H113V256H112ZM119 258H120V257H119ZM120 259H121V258H120ZM123 259H124V258H123ZM126 259H127V256H126ZM128 260H129V259H128ZM113 261H114V260H113ZM113 261L110 260V262H113ZM242 261H243V260H242ZM110 262H109V263H110ZM116 263H117V262H116ZM119 263H120V262H119ZM125 263H126V262H125Z\"/></svg>",
	"mask_w": 264,
	"mask_h": 264
}]
</instances>
